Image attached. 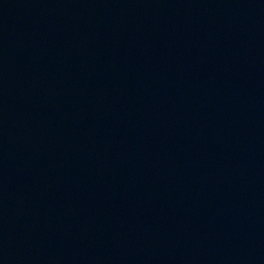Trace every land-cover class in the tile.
I'll return each mask as SVG.
<instances>
[{
	"label": "water",
	"instance_id": "1",
	"mask_svg": "<svg viewBox=\"0 0 264 264\" xmlns=\"http://www.w3.org/2000/svg\"><path fill=\"white\" fill-rule=\"evenodd\" d=\"M0 264H264V0H0Z\"/></svg>",
	"mask_w": 264,
	"mask_h": 264
}]
</instances>
